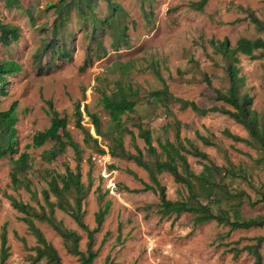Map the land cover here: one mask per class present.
Segmentation results:
<instances>
[{
    "label": "rangeland",
    "instance_id": "obj_1",
    "mask_svg": "<svg viewBox=\"0 0 264 264\" xmlns=\"http://www.w3.org/2000/svg\"><path fill=\"white\" fill-rule=\"evenodd\" d=\"M113 1L119 4L124 13L118 11L108 16L112 19L110 25L101 23V27L93 30V17L104 18L109 14L105 0H93L91 9L85 6L83 0H17V4L9 7L6 6L7 0H0V21L16 25L19 30L16 41L8 46L0 45V60L10 59L20 65L19 72L7 77V94L0 99V110L6 109L11 101H16L17 117L14 125L16 153L0 158V231L4 227L8 248L6 264H45V261H30L36 239L27 224L19 219L24 214L13 209L3 194L37 209V203L43 204L40 191L46 188L48 173H63L66 166L71 170L76 164V156L68 146L49 162H45L41 154L54 142L47 141L40 147L29 146L33 133L49 125L45 100L51 101L59 116H65L66 130L79 145L80 181L83 186L89 185L80 204L83 223L88 228L94 227V213L103 208L105 202L108 203L101 226L94 234L93 248H98V251L92 264H102L106 255L113 264H253L250 255L243 251L238 255L227 252L220 242L237 240L236 246L240 247L250 243L252 237L264 236V225L236 229L225 235L227 226L213 221L194 224L190 214L182 213L173 219V215L160 218L154 212L156 194L150 190H140L141 182L149 183L146 171L130 160L111 158L107 153L111 143L107 133H112L114 128L102 106L101 97L114 92L117 82H120V88L128 99L135 101L132 112L120 115L122 126L134 135L132 141L127 133L122 134L126 151L135 153V145L147 162L154 158L163 159L157 141H173L172 121L176 119L180 122V138L189 139L207 155V160L185 155L191 171L198 173L206 162L224 165L226 157L232 164L248 171L249 182L259 187L264 197V162L253 164V160L260 156L259 152L221 134L225 128L232 134L247 138L241 125L219 113L199 116L188 109L181 111L175 104H171L169 113H166L147 103V92L161 87V81L152 72L157 70L172 95L192 100L199 106L219 105V102L211 100L212 91L200 76V72H205L211 87L221 91L226 89L222 60L207 41L225 38L230 46L241 37H258L264 41V31L254 27L246 12L248 10L264 21V0H207L200 11L188 7L189 2L197 0ZM59 12L64 16V25L57 30L56 36L62 35L65 41L67 38L70 40L67 48L71 59L55 60V66L48 72L37 74V69L45 67L52 56L50 50L42 52L41 47L45 40L51 38V26ZM121 33L124 37L115 46L112 38ZM91 34L104 49L102 57L96 58L97 53H92L91 48L95 44L90 40ZM86 49H89L91 63L78 71ZM253 53L256 55L253 59L237 54L238 62L233 67L243 77L240 92L251 96L250 107L259 115V121L264 123V51ZM189 57L195 60L196 65L187 61ZM127 83L132 88L130 93L126 88ZM75 103H78L81 112L80 124L96 138L104 154L96 153L93 142L82 143V133L73 125ZM84 106L88 112L96 114L100 129L108 139L95 135L90 119L83 111ZM136 124L149 129L156 155L146 153L143 141L136 135ZM195 130L209 136L214 146L201 144L194 136ZM22 151L29 156L30 165L25 177L36 193L35 199H31L22 187L13 189L10 184L11 161ZM94 155H105V162L98 164L91 159ZM103 168L106 170L104 174ZM131 173L136 177L133 178ZM157 179L168 199L185 196L184 188L175 183L169 174L160 173ZM223 181L229 188L244 190L250 198L256 196L254 189L243 180L230 181L225 178ZM110 184H113L112 189ZM49 199L54 201L52 195H49ZM241 214L244 217L264 215V202L253 206L243 204ZM53 215L65 228L78 233V247L84 250V231L64 212L55 209ZM32 223L54 247L62 264H78L76 257L65 251L60 237L44 222L32 219ZM118 224L120 231L117 237ZM259 252L261 264H264V243L260 245Z\"/></svg>",
    "mask_w": 264,
    "mask_h": 264
},
{
    "label": "trees",
    "instance_id": "obj_2",
    "mask_svg": "<svg viewBox=\"0 0 264 264\" xmlns=\"http://www.w3.org/2000/svg\"><path fill=\"white\" fill-rule=\"evenodd\" d=\"M81 2V0H73ZM144 0H140L142 3ZM85 6L91 9L93 0H83ZM105 6L108 7L109 14L104 18L93 17L92 29L101 27L102 24L110 25L112 21L108 16L115 14L118 11L124 13L116 1L105 0ZM207 0H197L188 3V7L195 11H200ZM17 4V0H7L6 6ZM65 10L66 6L64 5ZM247 12L248 20L254 25L258 31H264V21L259 20L250 11ZM64 16L60 12L53 20L50 33L51 38L45 40L42 44L41 51L50 50L52 56L45 67H39L37 74L48 72L55 66V60L69 61L71 53L68 50L67 43L70 44L68 38L66 41L62 35L56 36L57 30L64 25ZM102 23V24H101ZM16 25L5 24L0 21V45L8 46L16 41L19 32ZM122 32V30H120ZM57 32V33H56ZM122 35V37L120 36ZM112 38L115 46L121 42L124 34H120ZM90 40L95 45L92 46V53H97L96 58L102 57L105 52L99 45L98 39L94 34L90 35ZM208 44L215 54H219L222 60V68L226 77V89L221 91L218 88L211 87L210 80L205 72H200L201 80L212 91L211 100L219 102V105L199 106L192 100L177 97L171 94L166 84L159 76L157 70H152L154 75L161 81V87L147 92V103L153 108H161L166 113H169L170 105L175 104L181 111L190 110L196 115L204 116L210 113H219L226 115L233 122L241 125L247 133V138H242L236 134H232L227 129H222L221 134L234 142H242L255 148L260 156L253 160L254 165H259L264 162V123L259 121V115L250 107L251 96L245 92H240L243 77L238 75L233 64L238 62L237 54L245 55L250 59L256 57L254 51H264V41L261 38L247 39L244 37L238 38L233 46H230L227 39L212 40L209 39ZM123 43V41H122ZM187 61L195 64V60L189 57ZM91 63L89 49H86L84 58L78 66V71H82L88 64ZM20 71V65L14 60H0V99L6 96L7 77ZM126 88L128 93L132 92L131 86L127 83ZM101 103L106 110L113 132H108L111 143L108 145L107 153L111 158L117 157L132 161L135 165L144 169L147 173L149 183L141 182L140 190H150L157 196L155 213L159 214L160 218H169L173 215L176 219L180 214L186 213L192 216L194 224H202L213 221L216 224L227 226V235L230 231L236 229L259 228L264 225V215L256 214L252 217H244L241 214V206L247 204L253 206L257 203H263L264 197L259 187L252 185L248 179V171L240 165H234L225 157L224 165H215L211 162L202 164L201 170L194 173L190 170L186 161L185 155L207 160V155L199 150L189 139L179 136L178 120L172 121L173 141L164 140L157 141V146L163 159L154 158L153 161L147 162L143 158L141 150L137 146H133L135 153L126 151L122 143V134L125 132L130 139L134 140V135L130 130L122 126L120 115L130 113L134 109L135 101L130 100L127 94L120 88V82H117L115 91L109 95L101 97ZM46 113L49 115V125L42 130L36 131L31 136L29 146L40 147L47 141L54 142V145L49 149L44 150L41 158L45 162L54 160L57 155L63 152L66 146L70 147L76 156V164L73 169L67 166L63 173L51 172L46 177V188L41 189V200L43 204L37 203V209L27 203L16 200L14 197L3 194L9 201V205L16 211L24 214L19 218L27 224L30 233L36 239L34 246V255L30 256V261L35 263L44 259L45 264H62L61 260L54 247L47 242L39 229H37L32 219L39 222H44L57 236L60 237L65 251L72 256H75L78 264H92L97 255L98 248H93L94 234L98 232L103 216L105 215L108 203L103 204V208L98 209L94 213V227L88 228L82 221V211L80 204L83 200L88 186H83L80 181L79 172V145L73 141L69 132L66 130L67 120L65 116H59L58 112L52 107L50 100H45ZM228 106V107H225ZM85 115L90 119L93 131L96 136L108 139L105 133L100 129L99 119L95 113L88 112L86 107L83 109ZM72 116L74 118V127L82 133V143L86 144L89 141L95 145L97 154H104V150L98 146L96 138H93L89 132L80 124L81 112L78 103L73 106ZM16 101L13 100L6 109L0 110V158L16 153ZM137 137L143 141L144 149L150 156L156 155V149L152 145V138L147 127L136 124ZM194 136L205 146H214V143L209 136H203L198 131H194ZM29 156L27 152L18 153L17 157L11 161L9 179L13 189L22 187L27 192L31 199H35L36 193L31 188L28 178L25 177V172L29 168ZM113 168V166H109ZM169 174L175 183L180 184L185 190V196L179 199L170 200L165 195L164 187L159 183L157 175L160 173ZM135 178V174L131 173ZM236 180L240 179L246 182L249 187L254 189L256 196H250L242 189L229 188L223 179ZM139 191V190H133ZM49 195L54 197V201L49 199ZM71 200V202H70ZM64 212L82 231L85 233L86 243L84 250L79 249L78 242L80 236L74 230L65 228L61 221L57 220L53 215L54 210ZM117 237L119 236L120 227L117 225ZM107 232L104 233L106 235ZM224 235V236H225ZM104 237L101 239L103 241ZM252 241L242 246H236V241L220 242L224 245L225 251L238 255L242 251L252 257L253 264H261V254L259 247L264 243V236H255ZM8 256V248L6 246L5 229L1 227L0 231V264H6ZM102 264H113L111 259L106 255Z\"/></svg>",
    "mask_w": 264,
    "mask_h": 264
},
{
    "label": "built area",
    "instance_id": "obj_3",
    "mask_svg": "<svg viewBox=\"0 0 264 264\" xmlns=\"http://www.w3.org/2000/svg\"><path fill=\"white\" fill-rule=\"evenodd\" d=\"M107 156V155H106ZM92 160H95V162H97L98 164H103L105 162V155H94L91 156ZM106 172L105 168H103L102 170V174H104ZM110 189L113 188V184H110Z\"/></svg>",
    "mask_w": 264,
    "mask_h": 264
}]
</instances>
